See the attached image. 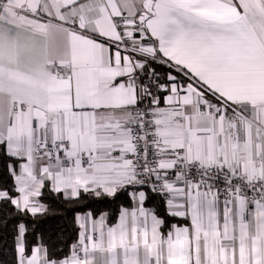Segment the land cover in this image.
<instances>
[{
  "label": "snow or ice",
  "instance_id": "obj_1",
  "mask_svg": "<svg viewBox=\"0 0 264 264\" xmlns=\"http://www.w3.org/2000/svg\"><path fill=\"white\" fill-rule=\"evenodd\" d=\"M0 264H264V0H0Z\"/></svg>",
  "mask_w": 264,
  "mask_h": 264
}]
</instances>
